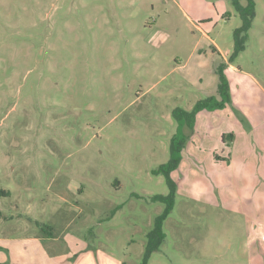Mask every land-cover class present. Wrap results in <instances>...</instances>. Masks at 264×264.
Instances as JSON below:
<instances>
[{"label": "rangeland", "instance_id": "1", "mask_svg": "<svg viewBox=\"0 0 264 264\" xmlns=\"http://www.w3.org/2000/svg\"><path fill=\"white\" fill-rule=\"evenodd\" d=\"M255 3L231 60L242 25L232 0H0V264L34 238L80 263L141 264L167 206L153 199L170 191L154 170L174 135L184 141L175 203L148 264H264ZM221 64L225 106L178 122L176 108L223 100Z\"/></svg>", "mask_w": 264, "mask_h": 264}, {"label": "trees", "instance_id": "2", "mask_svg": "<svg viewBox=\"0 0 264 264\" xmlns=\"http://www.w3.org/2000/svg\"><path fill=\"white\" fill-rule=\"evenodd\" d=\"M235 8L240 13L242 18V25L235 29L234 31V39L235 46L234 51L231 57L233 60L234 56H236L240 51H242L245 47V41L248 36V31L252 26L253 19L256 13V3L255 0H246V4H242L241 0H232ZM220 74V83H219V93L223 96V100L219 101L214 96H210L208 98L199 100L192 111H187L182 108H176L174 110V116L178 120V122L183 121L189 124L191 127L194 126L196 121V116L198 112L202 110H214L217 108H223L225 106V102L230 99V85L229 81L224 73L223 64L220 65L219 68ZM183 122V123H184ZM184 141H177L176 135L172 137L171 141V158L166 163L160 166L159 169L154 170V173H163L166 178V182L169 186V193L167 195L157 194L153 196L155 201H162L166 203V208L161 215H159L155 220L154 227L148 233V242L146 246V251L144 253V258L141 264H148L149 259L153 252L158 251L162 242L165 240V233L163 230V223L167 216L171 213L174 203H175V195L177 191V184L175 180L172 178V172L178 168Z\"/></svg>", "mask_w": 264, "mask_h": 264}, {"label": "crops", "instance_id": "3", "mask_svg": "<svg viewBox=\"0 0 264 264\" xmlns=\"http://www.w3.org/2000/svg\"><path fill=\"white\" fill-rule=\"evenodd\" d=\"M31 240L35 244L32 251L29 249V251L24 253L19 259L11 258L10 260H8L6 258L4 261L5 264H7V262H9V264H94L93 262L91 263L89 261V257L87 254V259L83 260V262L80 263V256L83 254H80L77 251H70V253H56L54 249L48 250L45 248H38V246H36L43 245L45 241H47L46 239L34 238ZM54 241L57 240L54 239ZM0 249H2L1 246ZM8 251L10 252L11 250L8 249Z\"/></svg>", "mask_w": 264, "mask_h": 264}]
</instances>
